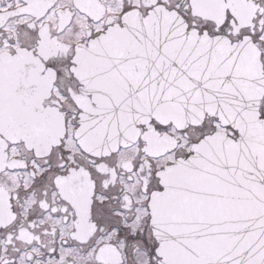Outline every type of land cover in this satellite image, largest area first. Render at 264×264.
<instances>
[{"label": "snow or ice", "instance_id": "6c2138e0", "mask_svg": "<svg viewBox=\"0 0 264 264\" xmlns=\"http://www.w3.org/2000/svg\"><path fill=\"white\" fill-rule=\"evenodd\" d=\"M0 264H264V0H0Z\"/></svg>", "mask_w": 264, "mask_h": 264}]
</instances>
